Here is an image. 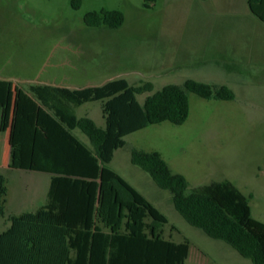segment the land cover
Segmentation results:
<instances>
[{"label": "rangeland", "instance_id": "374dc122", "mask_svg": "<svg viewBox=\"0 0 264 264\" xmlns=\"http://www.w3.org/2000/svg\"><path fill=\"white\" fill-rule=\"evenodd\" d=\"M101 10L122 12L124 24L109 29L84 23L87 13ZM115 79L151 83V92L136 97L140 104L187 79L234 92L232 101L190 93L184 124L163 122L125 136L108 168L167 218L165 239L188 240L186 264H252L190 226L171 194L130 162L133 148L160 153L173 173L186 178L187 192L227 180L251 196V216L264 223V24L247 0H81L78 9L72 0H0V80L82 88ZM77 113L103 126L101 102L85 103ZM6 140L0 134L1 163Z\"/></svg>", "mask_w": 264, "mask_h": 264}, {"label": "trees", "instance_id": "16d2710c", "mask_svg": "<svg viewBox=\"0 0 264 264\" xmlns=\"http://www.w3.org/2000/svg\"><path fill=\"white\" fill-rule=\"evenodd\" d=\"M80 2L72 0V8ZM247 6L264 24V0H247ZM83 21L89 27L118 29L125 18L120 11L101 10L87 13ZM152 89L151 83L131 86L124 79L77 89L0 80V133H9V167L51 175L47 203L13 217L31 226L27 264H186L188 240L165 239L167 218L108 164L125 145V136L163 122L184 124L190 93L218 101H232L235 95L226 85L187 79L164 86L140 104L136 97ZM96 101L101 102L103 127L76 116L78 107ZM76 129L91 148L73 135ZM130 162L171 194L175 211L190 226L252 264H264V223L251 216V196L227 180L187 192L186 178L173 173L155 151L133 148ZM99 187L108 203L96 212ZM95 216L104 217L105 230L94 224Z\"/></svg>", "mask_w": 264, "mask_h": 264}, {"label": "crops", "instance_id": "0c3cea01", "mask_svg": "<svg viewBox=\"0 0 264 264\" xmlns=\"http://www.w3.org/2000/svg\"><path fill=\"white\" fill-rule=\"evenodd\" d=\"M39 85L67 87L63 85H53L51 83H40ZM67 88L77 89L78 87L68 86ZM80 107L76 109V116H87L78 115L77 111ZM76 130L72 132L73 135L88 148H91L89 140L86 142L82 136H79L76 133ZM0 134L7 135L6 141L8 149L5 156L7 157L6 163L0 162V264H27L31 226L30 224L20 222L13 217H16L24 212H34L47 203L51 175L46 173L11 169L9 167V133L7 131ZM107 203L106 192L99 187L95 209L96 212L99 207L105 209ZM66 221L69 222L70 220L67 219ZM70 222L81 223L82 220H71ZM94 224L105 230L104 217L97 218L95 216ZM70 254L75 256L76 250H71Z\"/></svg>", "mask_w": 264, "mask_h": 264}]
</instances>
